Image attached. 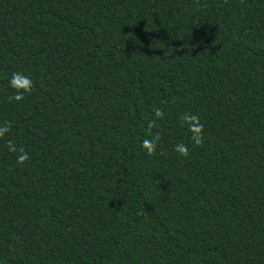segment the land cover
I'll return each mask as SVG.
<instances>
[{"label": "trees", "instance_id": "1", "mask_svg": "<svg viewBox=\"0 0 264 264\" xmlns=\"http://www.w3.org/2000/svg\"><path fill=\"white\" fill-rule=\"evenodd\" d=\"M4 121L0 264H264V0H0Z\"/></svg>", "mask_w": 264, "mask_h": 264}, {"label": "clouds", "instance_id": "2", "mask_svg": "<svg viewBox=\"0 0 264 264\" xmlns=\"http://www.w3.org/2000/svg\"><path fill=\"white\" fill-rule=\"evenodd\" d=\"M9 86L14 90V95L10 96L9 102L22 101L26 98V94H31L34 90L33 80L23 74L22 72H13L9 79ZM154 119L147 123L146 135L142 141L141 147L146 151L149 156L156 154L157 149L162 147V135L160 131H154L158 128L157 120L164 118V111L159 107L153 108ZM182 126L186 125L190 133V141L193 146H202L205 139L204 125L201 123L200 118L193 113H184L180 116ZM13 124L11 121H4L0 123V139L5 138L12 131ZM7 149L9 152L16 155L17 165H24L31 159L29 153L23 146L16 145L12 140L7 141ZM174 150L182 157L187 158L190 155L189 147L185 143H178L174 146Z\"/></svg>", "mask_w": 264, "mask_h": 264}]
</instances>
